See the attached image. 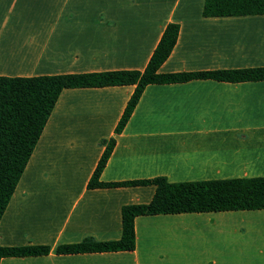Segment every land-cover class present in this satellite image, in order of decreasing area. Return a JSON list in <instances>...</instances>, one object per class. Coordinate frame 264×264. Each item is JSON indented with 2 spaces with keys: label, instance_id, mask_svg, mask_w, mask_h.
<instances>
[{
  "label": "crops",
  "instance_id": "obj_1",
  "mask_svg": "<svg viewBox=\"0 0 264 264\" xmlns=\"http://www.w3.org/2000/svg\"><path fill=\"white\" fill-rule=\"evenodd\" d=\"M203 3L0 0V77L143 71L170 23L178 36L159 73L264 67V15L204 18ZM133 90L61 92L0 220V246L50 252L0 264H264V210L139 216L131 252L55 254L120 239L121 207L152 199L153 186L87 188L111 138L104 183L264 177V81L149 85L115 135Z\"/></svg>",
  "mask_w": 264,
  "mask_h": 264
},
{
  "label": "trees",
  "instance_id": "obj_2",
  "mask_svg": "<svg viewBox=\"0 0 264 264\" xmlns=\"http://www.w3.org/2000/svg\"><path fill=\"white\" fill-rule=\"evenodd\" d=\"M256 15H264V0H204L203 3L204 18ZM178 31L179 26L174 23L165 27L143 71L0 77V220L63 90L133 86L134 90L114 130V134L119 135L149 85L182 84L192 80L232 84L264 81V67L159 73L175 46ZM102 144L104 150L87 188L153 186L152 199L147 204L121 207L120 239L97 242L86 238L76 244L58 246L55 249L57 255L131 252L135 249L134 220L139 216L264 210V177L180 183H169L164 177L121 183L101 182L100 176L114 149L115 139ZM49 252L50 247L44 245L0 246V262L4 258L45 256Z\"/></svg>",
  "mask_w": 264,
  "mask_h": 264
},
{
  "label": "rangeland",
  "instance_id": "obj_3",
  "mask_svg": "<svg viewBox=\"0 0 264 264\" xmlns=\"http://www.w3.org/2000/svg\"><path fill=\"white\" fill-rule=\"evenodd\" d=\"M253 218V217H251ZM248 233H251V231L249 230L248 225H245L242 227V234L244 235H248ZM251 247V252H252V257L253 260L257 259L258 254H257V246L260 247V242L257 239H254L253 241H250L248 243Z\"/></svg>",
  "mask_w": 264,
  "mask_h": 264
}]
</instances>
